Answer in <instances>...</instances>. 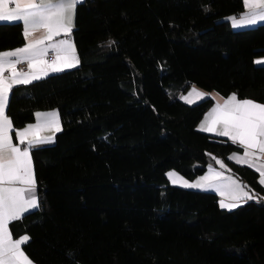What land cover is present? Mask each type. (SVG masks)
Returning <instances> with one entry per match:
<instances>
[{"label": "trees", "instance_id": "trees-1", "mask_svg": "<svg viewBox=\"0 0 264 264\" xmlns=\"http://www.w3.org/2000/svg\"><path fill=\"white\" fill-rule=\"evenodd\" d=\"M243 0H85L73 38L80 65L12 89L14 130L57 110L62 131L32 151L39 208L10 224L35 264H264L259 173L243 149L198 126L214 100L191 86L264 104V25L235 29ZM114 42V43H109ZM25 44L0 23V52ZM261 201L232 211L215 193L170 186L216 159Z\"/></svg>", "mask_w": 264, "mask_h": 264}, {"label": "snow or ice", "instance_id": "snow-or-ice-1", "mask_svg": "<svg viewBox=\"0 0 264 264\" xmlns=\"http://www.w3.org/2000/svg\"><path fill=\"white\" fill-rule=\"evenodd\" d=\"M82 2L83 0H0V21L22 22L23 35L27 41L23 47L0 52V264H33L22 249V245L30 237L24 235L14 240L9 224L22 220L26 213L39 208L31 151L52 143L54 133L61 131L58 113H36V124L15 130L18 143L14 144L11 135L14 126L6 112L9 94L14 86L28 85L50 74L77 67L80 61L71 33L76 7ZM243 4L248 11L240 20L231 18L234 27L264 21V0H243ZM41 30L43 34L39 38H32ZM57 37L63 38L57 40ZM49 50L55 54V59L51 62L45 59ZM25 63L29 71H18L17 65ZM256 63L264 64V60H257ZM6 72L9 75H5ZM193 94L197 98L207 95L193 86L189 96L182 99L187 103H194L195 100L189 99ZM199 127L201 131L227 137L233 144L239 145L243 154L229 159L253 168L260 174V184L264 185V104L249 99L241 100L236 94H232L223 99V103L217 102ZM45 131L52 132L53 135H41ZM216 162L221 168L225 167L222 161ZM168 175L173 178V183L177 182L176 173L170 172ZM183 186L215 189L221 195L228 192L233 202H220V207L228 210L239 207L242 200L246 202V199L255 198L240 182L225 177L222 171H217L212 166H209L206 175L194 183L183 181Z\"/></svg>", "mask_w": 264, "mask_h": 264}, {"label": "crops", "instance_id": "crops-1", "mask_svg": "<svg viewBox=\"0 0 264 264\" xmlns=\"http://www.w3.org/2000/svg\"><path fill=\"white\" fill-rule=\"evenodd\" d=\"M85 0H83V2H84ZM82 2V3H83ZM10 7H14V5H10ZM77 8V7H76ZM248 11V9L244 6V12L243 13H241L240 15H238V16H234L237 20H240V19H242L243 18V16H244V14L246 13ZM231 18H233V17H231ZM230 18V20H231V23H232V25H233V22H232V19ZM0 23H3V24H21L22 25V22H4V21H0ZM75 24H76V10H75V19H74V26H73V30H72V33H71V40H72V42L74 43V45H75V50H76V55L78 56V58H79V54H78V50H77V47H76V44H75V41H74V38H73V32H74V29H75ZM259 25H264V21H258L256 24H252V25H244V26H240V27H234L235 29H246V28H253V27H256V26H259ZM43 34V30H41V31H39V32H36L35 34H34V36L32 37V38H39L41 35ZM61 38H63V37H57L56 39L58 40V39H61ZM27 41H26V38H25V43H26ZM25 45V44H24ZM23 45V46H24ZM22 46V47H23ZM10 51V50H9ZM54 54V52L52 51V50H49V54ZM49 54H48V56H49ZM55 55V54H54ZM48 56H46L45 57V59L46 60H48L49 62H51L52 60H49L48 59ZM54 59H55V57H54ZM53 59V60H54ZM261 60H264V59H261ZM79 61H80V58H79ZM26 64V63H25ZM259 64H261V63H259ZM80 65V63L77 65V66H79ZM18 66V65H17ZM72 69V68H71ZM71 69H66L65 71H68V70H71ZM17 70H18V68H17ZM19 71V70H18ZM28 71H29V69H28ZM64 72V71H63ZM60 73H62V72H60ZM55 74H58V73H55ZM5 75H9V73H5ZM50 75H53V74H50ZM49 75V76H50ZM44 79V78H43ZM41 80V79H40ZM35 82V81H34ZM33 83V82H32ZM18 86H22V85H17V86H14L13 88H15V87H18ZM192 88H193V86H191L190 87V89H191V92H192ZM195 88L198 90V91H200V92H203V93H206L207 95L205 96L206 98H212L213 100H214V104H213V106L205 113V115L203 116V118H202V120L200 121V123H199V126H200V124H201V122L204 120V118H205V116L211 111V109L213 108V107H215V105H216V103L217 102H219V103H223V99H227L228 97H222V96H220L219 94H217V93H215V92H208V91H205V90H203V89H201V88H199V87H197V86H195ZM188 91V90H187ZM187 91L185 92V93H183L182 95H181V97L182 96H184V95H186L187 94ZM12 92V91H11ZM189 96V95H188ZM187 96V97H188ZM205 97H203V98H197L196 96H195V94H193V96H191V97H189V99H193V100H195V102L194 103H187L185 100H184V103H186L187 105H194L195 103H197L198 101H200V100H203ZM10 98H11V93L9 94V99H8V106H9V102H10ZM221 98H223V99H221ZM239 99V98H238ZM255 102V101H254ZM7 110H8V107H7V109H6V112H7ZM50 112H56V113H58V116H59V121H60V126H61V131H62V124H61V119H60V114H59V112L57 111V110H52V111H39V112H37V113H50ZM7 115H8V113H7ZM37 123V117H36V119H35V122L34 123H32V124H36ZM198 126V128H200ZM27 127V126H26ZM25 128V127H24ZM24 128H22V129H24ZM22 129H18V130H22ZM61 131H59V132H56V133H54V141L52 142V143H48V144H44V145H41V146H39V147H37V148H34L33 150H35V149H38V148H41V147H46V146H50V145H53L54 144V142H55V139H56V136H57V134L58 133H60ZM202 132H205V131H202ZM205 133H207V134H209V135H212V136H216V137H219V138H224V139H228L227 137H220V136H218V135H216L215 133H210V132H205ZM12 140H13V143L15 144V143H18V138H17V136H16V133H15V130L12 132ZM41 135H44V136H48V135H53V133L52 132H47V131H45V132H42L41 133ZM229 140V139H228ZM21 147H23V146H21ZM32 150V151H33ZM32 151H31V157H32ZM243 154V152H241V153H233V154H231L229 157H232V156H234V155H242ZM229 157H228V160L230 161V162H232V163H235V164H237V165H240V166H247V165H245V164H242V163H237L236 162V160L235 159H229ZM218 160V158L216 159V161ZM222 162H223V164L225 165V167L224 168H221L220 167V164H218L217 162V164H216V166H212L213 168H215L217 171H222L223 173H224V176L225 177H231L232 179H235V180H237L238 182H240L242 185H244L245 186V190L246 191H249V193L253 196V197H255L254 199H246V202L245 201H240V205H243V204H245V203H249V202H252V201H261L260 200V198H258L252 191H250L247 187H246V185L239 179V178H237L235 175H233L232 173H230L229 171H228V167H227V164H226V161L225 160H222ZM32 163H33V159H32ZM33 167H34V163H33ZM253 169V168H252ZM34 172H35V167H34ZM208 173V170L203 174V175H201V176H204V175H206ZM35 177H36V174H35ZM36 181H37V179H36ZM259 181H260V174H259ZM260 183V182H259ZM263 188H264V185H262V184H260ZM202 190H204V189H202ZM204 192H212V193H215V194H217L218 196H219V199H220V202L223 200L225 203H230V202H233V201H231L230 200V198H229V193L228 192H225L224 193V195H221V193L220 192H218V191H216L215 189H208V190H204ZM37 196H38V199H39V191H38V183H37ZM264 201V200H263ZM237 208V207H236ZM223 209H225V210H228V209H226V208H223ZM235 209V208H234ZM231 210H233V209H231ZM32 211H34V210H32ZM32 211H30V212H32ZM29 212V213H30ZM26 214H28V213H26ZM25 214V215H26ZM11 224V223H10ZM10 224H9V229H10ZM11 231V230H10ZM26 235V234H25ZM24 235H22V236H20V237H18V238H15V237H13L12 236V238L15 240V239H19V238H21V237H23ZM28 236V235H27ZM22 249H23V251L25 252V250H24V245H22ZM27 255V254H26ZM28 256V255H27ZM31 260V259H30ZM32 261V260H31ZM33 264H35V263H33Z\"/></svg>", "mask_w": 264, "mask_h": 264}, {"label": "rangeland", "instance_id": "rangeland-1", "mask_svg": "<svg viewBox=\"0 0 264 264\" xmlns=\"http://www.w3.org/2000/svg\"><path fill=\"white\" fill-rule=\"evenodd\" d=\"M78 67H79V66H77V67H75V68H72V69H76V68H78ZM72 69H71V70H72ZM190 92H191V89L189 88L188 91H187V94L184 95V96H182V97H187V96L189 95ZM182 97H181V99H182ZM205 99H207V98L205 97L203 100H205ZM182 100L184 101V99H182ZM203 100H200V101H198L197 103H200V102L203 101ZM197 103H195V104H197ZM199 130H200V128H199ZM200 131H201V130H200ZM218 160L222 161L223 159H222V158H218ZM170 172H174V173L177 174V178H176L177 182H176V183H173V182H172V179H173V178H170V177H169L168 173H170ZM167 177H168V180H169L170 186H172V187L180 188V189H185V190H188V191H195V192H202V193H212V192H204V190L199 189V188H187V187H184V186H183V181L186 180V181H188L189 183H194L195 181H197V180H198L200 177H202V176H200V177H198V178H196V179H194V180H191V179H188L187 177L181 175L178 171H176V170H174V169H171V170H169V171L167 172ZM180 178H182V179H180ZM233 210H234V209H233ZM229 211H232V210H229Z\"/></svg>", "mask_w": 264, "mask_h": 264}, {"label": "built area", "instance_id": "built-area-1", "mask_svg": "<svg viewBox=\"0 0 264 264\" xmlns=\"http://www.w3.org/2000/svg\"><path fill=\"white\" fill-rule=\"evenodd\" d=\"M54 57H55V55L51 53V54H49L48 59L49 60H53ZM17 68H18L19 71L20 70L28 71V68H27L26 64H20V65L17 66Z\"/></svg>", "mask_w": 264, "mask_h": 264}]
</instances>
